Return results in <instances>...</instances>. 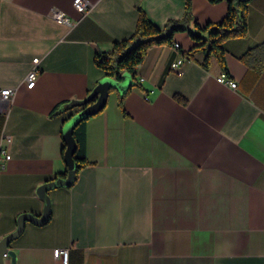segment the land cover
<instances>
[{
	"label": "crops",
	"instance_id": "1",
	"mask_svg": "<svg viewBox=\"0 0 264 264\" xmlns=\"http://www.w3.org/2000/svg\"><path fill=\"white\" fill-rule=\"evenodd\" d=\"M91 2L83 16L74 0H0V91L13 90L0 97V239L21 213L42 214L37 188L67 169L62 128L80 109L62 106L107 75L96 53L133 34L140 7L160 27L182 19L188 3L201 24L228 8L225 0ZM175 40L150 47L124 97L112 89L86 120L89 163L72 185L48 191L47 221L27 220L11 241L15 264H63L57 247L69 248L67 264H264V70L241 59L264 43V0L249 3L247 34L223 43L236 88L217 79L225 68L216 55L205 67L206 51L183 54L194 44L187 31ZM179 58L181 69H171Z\"/></svg>",
	"mask_w": 264,
	"mask_h": 264
},
{
	"label": "trees",
	"instance_id": "2",
	"mask_svg": "<svg viewBox=\"0 0 264 264\" xmlns=\"http://www.w3.org/2000/svg\"><path fill=\"white\" fill-rule=\"evenodd\" d=\"M209 1L216 3L222 0ZM225 1L228 3L227 12L219 21L201 24L193 16L191 5L188 3L184 17L170 20L164 27L155 24L140 7L139 19L133 34L129 38L115 41L112 50L96 53L95 61L111 77L119 79L124 71L131 72L135 77V68L143 61L150 47L164 44L175 45V33L183 30L187 31L194 40L193 46L188 51H183V54L190 58L196 50L202 49L206 51L203 62L205 67L208 65L210 56L214 54L226 69L223 43L228 38L247 34L248 8L251 0ZM241 59L249 68H253L260 75L264 70V43L249 48L241 56ZM91 91L92 89L88 90L87 95ZM123 97L124 95H121V99ZM86 120H82L74 129V136L77 141V149L74 153V158L77 161L76 178L81 168L89 163L85 151ZM65 150L66 142L63 157ZM66 174L67 169L57 174L56 177L66 176Z\"/></svg>",
	"mask_w": 264,
	"mask_h": 264
},
{
	"label": "water",
	"instance_id": "3",
	"mask_svg": "<svg viewBox=\"0 0 264 264\" xmlns=\"http://www.w3.org/2000/svg\"><path fill=\"white\" fill-rule=\"evenodd\" d=\"M134 83L135 78L129 71H124L119 79L105 75L84 98H73L62 106L64 109L72 106H81L78 111L70 115L64 122L62 128L66 142L64 158L67 164V174L66 176H58L54 179L46 180L39 185L37 192L44 200V210L41 215L32 212H25L19 215L17 228L0 239V264H5L6 256L11 257L12 264H15L16 253L10 248V243L23 232L27 220H31L37 224H43L49 219L51 199L48 191L59 186H70L75 181L77 169V161L74 158V153L77 149V141L74 136L75 127L82 120L95 115L106 106L112 89H115L120 95H124Z\"/></svg>",
	"mask_w": 264,
	"mask_h": 264
},
{
	"label": "built area",
	"instance_id": "4",
	"mask_svg": "<svg viewBox=\"0 0 264 264\" xmlns=\"http://www.w3.org/2000/svg\"><path fill=\"white\" fill-rule=\"evenodd\" d=\"M74 5L82 13V15L85 16L88 14L90 9L92 8L93 3L91 2V0H74ZM52 15L53 17H55L56 19L60 21H65L67 23H70L71 25L75 24L61 10L53 9ZM37 62H38V57L33 58V66L30 68L27 74L28 87H32L34 85L37 75L39 73ZM184 62H185L184 58H179L173 61L171 63V69L180 70ZM217 79L223 83H228L233 88H236L238 85L237 81L230 77L226 69H223V71L221 72V74L218 76ZM12 94H13V90L11 88H5L0 91V97H2L3 99H9V97H11ZM2 152L5 153L6 158H10L11 155L9 153H6L4 149H2ZM53 253L56 258H59L62 260L63 264H67L69 248L57 247L54 249Z\"/></svg>",
	"mask_w": 264,
	"mask_h": 264
}]
</instances>
